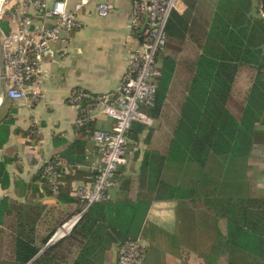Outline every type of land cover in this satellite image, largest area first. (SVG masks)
Segmentation results:
<instances>
[{"label": "trees", "instance_id": "obj_1", "mask_svg": "<svg viewBox=\"0 0 264 264\" xmlns=\"http://www.w3.org/2000/svg\"><path fill=\"white\" fill-rule=\"evenodd\" d=\"M261 12L264 0L256 7L252 0H219L202 34L174 10L158 55L155 104L143 107L153 125L135 123L128 133L130 148L137 147L135 159H141L139 174L127 176L121 166L116 175L122 191L148 187V197L107 199L87 208L72 194L66 198L68 211L52 208L46 215L40 200L1 199L0 264H106L114 245L140 239L153 201H185L212 218L216 240L207 264H264V195L246 173L254 124L264 117ZM4 16L1 27L8 31ZM9 124L0 119V148ZM85 131L92 137L93 129ZM50 162H61L60 173L73 163L70 158ZM5 167L0 164V179L8 177ZM44 168L30 189L39 199L42 187L54 193ZM78 216L71 232L47 247Z\"/></svg>", "mask_w": 264, "mask_h": 264}, {"label": "crops", "instance_id": "obj_2", "mask_svg": "<svg viewBox=\"0 0 264 264\" xmlns=\"http://www.w3.org/2000/svg\"><path fill=\"white\" fill-rule=\"evenodd\" d=\"M48 1L52 4L61 0ZM80 1L68 0V8L73 9ZM89 1L78 15L81 27L67 37L66 56L61 58L57 53H48L44 59L39 78L44 99L34 104L8 100L0 112V119L10 122L7 142L0 148V164H6L8 176L0 179V200L7 198L18 203L40 200L44 215L52 208L68 211L71 204L66 198L76 194L79 188L92 187L101 155L85 130L108 131L114 124L109 117L99 115L88 128H78V114L68 104L71 91L83 88L98 95L116 91L128 67V49L136 45L135 36L129 29L133 12L130 0H110L114 12L108 17H101L98 11V6L107 0ZM252 1L256 7L258 0ZM181 2L183 12L180 14L199 29L198 33L204 34L219 0ZM245 75L243 79L247 77ZM254 129L246 173L254 179L257 192L264 195L263 116L254 124ZM134 151L130 148L127 154L124 165L127 176L139 174L141 159H135ZM55 158L73 161L60 173V192L49 195L42 187V199H39L40 195L32 196L30 189L35 176ZM49 185L52 186L51 182ZM148 193V187H141L136 193L128 194L118 185L111 190L110 200L147 198ZM60 194L61 199L58 198ZM212 225L213 220L207 213L192 209L185 201H153L140 236L146 246L145 264H207L206 257L216 240ZM119 250V245L111 248L106 264L117 263Z\"/></svg>", "mask_w": 264, "mask_h": 264}, {"label": "built area", "instance_id": "obj_3", "mask_svg": "<svg viewBox=\"0 0 264 264\" xmlns=\"http://www.w3.org/2000/svg\"><path fill=\"white\" fill-rule=\"evenodd\" d=\"M130 1L133 12L129 29L135 36L136 45L128 49V67L119 87L104 95L76 88L68 97V104L78 114V128H88L99 115L114 121L111 130H94L92 134L101 163L92 187L76 191L87 208L110 199L111 190L117 188L116 175L127 162L130 150L128 133L132 125H153V120L141 108L155 104L161 77L158 55L166 46V25L174 10L183 12L181 0ZM89 4V0H82L70 10L68 0L52 4L48 0H8L3 14L9 16V30L5 31L0 25V43L9 100L34 104L44 99L39 79L44 59L48 53H57L61 58L66 56L67 37L81 27L78 15ZM98 11L101 17H108L114 12V6L107 0L98 6ZM261 15L264 18V12ZM60 165L61 162H48L44 168L56 195L60 187ZM78 217L63 226L64 232L60 236L70 232ZM145 252L146 246L140 239L127 241L120 248L116 264H145Z\"/></svg>", "mask_w": 264, "mask_h": 264}, {"label": "water", "instance_id": "obj_4", "mask_svg": "<svg viewBox=\"0 0 264 264\" xmlns=\"http://www.w3.org/2000/svg\"><path fill=\"white\" fill-rule=\"evenodd\" d=\"M0 91L2 93V97L0 99V112L3 109V107L5 106V104L7 103L8 99V88H7V82H6V78H5V62H4V58H3V51H2V46L0 43ZM81 216L78 217V219L75 221V223L72 225L71 230L75 227V225L78 223V221L80 220ZM69 232V233H70ZM68 234V233H67ZM67 234L65 235H61L58 233L56 234L53 239L50 241V243L48 244L47 247H49L50 245L58 242L59 240H61L62 238H64Z\"/></svg>", "mask_w": 264, "mask_h": 264}, {"label": "rangeland", "instance_id": "obj_5", "mask_svg": "<svg viewBox=\"0 0 264 264\" xmlns=\"http://www.w3.org/2000/svg\"><path fill=\"white\" fill-rule=\"evenodd\" d=\"M50 1H52V0H50ZM7 5H8V0H4L3 5L1 7V10H0V25H1V21L3 20V18L5 19V17H6V16H4L3 11L5 9V6H7ZM141 110L146 113V110L144 108H141Z\"/></svg>", "mask_w": 264, "mask_h": 264}, {"label": "bare ground", "instance_id": "obj_6", "mask_svg": "<svg viewBox=\"0 0 264 264\" xmlns=\"http://www.w3.org/2000/svg\"><path fill=\"white\" fill-rule=\"evenodd\" d=\"M3 2H4V0H0V10H1V7H2V5H3ZM68 227H66V229H67ZM63 232H64V230L61 232V234H63Z\"/></svg>", "mask_w": 264, "mask_h": 264}]
</instances>
